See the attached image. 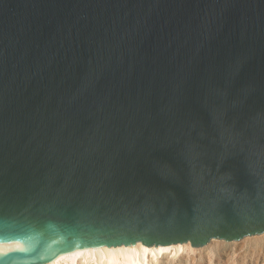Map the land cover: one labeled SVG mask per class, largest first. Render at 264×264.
I'll return each mask as SVG.
<instances>
[{
    "label": "water",
    "instance_id": "95a60500",
    "mask_svg": "<svg viewBox=\"0 0 264 264\" xmlns=\"http://www.w3.org/2000/svg\"><path fill=\"white\" fill-rule=\"evenodd\" d=\"M261 233L264 0H0V264Z\"/></svg>",
    "mask_w": 264,
    "mask_h": 264
},
{
    "label": "bare ground",
    "instance_id": "6f19581e",
    "mask_svg": "<svg viewBox=\"0 0 264 264\" xmlns=\"http://www.w3.org/2000/svg\"><path fill=\"white\" fill-rule=\"evenodd\" d=\"M263 241L264 233H261L230 242L213 238L206 245L199 247L192 246L190 242L157 246L137 242L131 245L69 249L56 260L45 264H184L186 260H195L197 255H200V259H204L205 252L210 253L212 251L217 254H215L217 264H228L231 253H225L224 249L226 246H233L238 243L240 246L241 243H248L250 248L249 250L239 249L235 262L237 264H259L260 261L264 262V250L260 246ZM29 246L31 245L23 242L0 240V255L15 249L24 250V247ZM37 248L41 253L51 250L46 245H38ZM203 263V261L200 262V264Z\"/></svg>",
    "mask_w": 264,
    "mask_h": 264
},
{
    "label": "rangeland",
    "instance_id": "374dc122",
    "mask_svg": "<svg viewBox=\"0 0 264 264\" xmlns=\"http://www.w3.org/2000/svg\"><path fill=\"white\" fill-rule=\"evenodd\" d=\"M244 246H245V248H244ZM260 246H261V248L263 247L262 249L264 250V241L260 244ZM233 247H236V248L234 249ZM249 248H250V245L248 243H244V244L241 243V246H240V243L233 245V246H226L224 249V252L225 253H227V252L231 253V258H230L228 264H237L235 261L237 260V257H238L237 256L238 251H240L241 249L242 250H249ZM226 249H228V250H226ZM215 254L216 253L214 251H212L210 253L205 252V258L204 259H202V258L200 259V255H197L195 260H191V259H189L188 261L186 260L184 264H192V263L193 264H200V262L202 263V261L204 262L203 264H217V258H216L217 254L216 255ZM238 264H240V263H238ZM259 264H264V262L260 261Z\"/></svg>",
    "mask_w": 264,
    "mask_h": 264
}]
</instances>
